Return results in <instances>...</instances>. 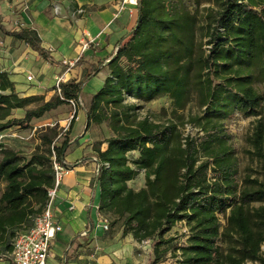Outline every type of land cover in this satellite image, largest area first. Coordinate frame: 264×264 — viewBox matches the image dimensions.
<instances>
[{
    "label": "trees",
    "instance_id": "trees-1",
    "mask_svg": "<svg viewBox=\"0 0 264 264\" xmlns=\"http://www.w3.org/2000/svg\"><path fill=\"white\" fill-rule=\"evenodd\" d=\"M208 2L202 18L192 0H137L135 24L116 43L107 60L109 76L96 93L84 90L104 62L80 58L73 70L81 68V77L62 83L60 91L53 87L58 94L48 102L44 96L21 97L0 65V137L75 101L85 113L86 131L106 124L113 134L89 155L101 165L99 212L112 219L111 230L120 226L123 237L154 242V264L163 263L172 248L182 251L181 264H264V0ZM2 30L50 60L37 30ZM126 96L144 102L169 97L178 109L196 96L202 112L191 124L197 135L184 136L173 120L142 118ZM40 102L23 118H11ZM235 114L261 117L248 139L261 177L240 175L226 126ZM51 132L41 138L48 148L30 159L0 145V246L8 253L48 205L53 157L68 167L64 158L72 138L65 135L55 145L57 133ZM132 153L138 157L130 163ZM141 173L145 187L134 190L129 182ZM180 222L187 225V241L171 245L166 235Z\"/></svg>",
    "mask_w": 264,
    "mask_h": 264
},
{
    "label": "crops",
    "instance_id": "crops-1",
    "mask_svg": "<svg viewBox=\"0 0 264 264\" xmlns=\"http://www.w3.org/2000/svg\"><path fill=\"white\" fill-rule=\"evenodd\" d=\"M58 1L15 0L16 4H19L22 8L19 17L24 23L21 24V29L32 28L37 30L43 41V47L48 52L49 50L54 51V53L49 52L51 58L45 65L47 71L54 72L53 81L55 78L62 76L65 70L63 66L53 65V62L50 63V61L55 60L54 55H59L62 59L66 58V56L59 54L58 49H55V43H61L65 40V35L71 33L74 38L70 43V49L73 51V55L70 57L76 59L80 54V50H76L78 42L88 40L89 36L93 38L94 42L91 44V48L84 52L80 58H83L86 64L104 62V68L92 80V83L94 82L93 90L96 93L103 87L105 79L109 76L107 65L110 61L107 60L114 52L116 43L123 36L130 33L135 24L137 6L126 4V9L118 14V8L123 0H61L63 1L62 5H56L60 7L62 17H56L50 10V6ZM70 3L74 4V8L75 6L80 7L81 11L86 13L78 16L73 21L74 26H72V16L70 15L71 6L68 5ZM61 18H69V20L65 23L60 21ZM2 29L7 31L21 30H10L5 26L1 28L3 32ZM1 31L0 46H5L7 52L11 49L15 51L17 62L11 71V79L16 84L17 92H21L20 96L23 98L45 96V101H50L55 91L48 93L47 96L44 87L31 88L30 86L35 84L36 78L33 75V81L29 82L27 80V76L32 74H30L31 72L28 71L27 67L23 66L22 62L25 56H31L37 59L38 62L43 61L40 55L26 43L5 36ZM90 52L92 53L85 57ZM0 62L1 64L3 62L1 58ZM24 73L27 74L26 80L23 78L24 82L20 83V78L25 75ZM81 73L82 70L79 78ZM69 75H67L66 81L70 80ZM77 119L78 121L75 122L72 128L75 136L72 138L64 158V162L71 170L64 176L53 203V212L62 227V231L57 234L52 243L51 254L46 264H144L135 257V249L137 247L147 249L151 246L150 241L138 243L132 236L123 237L122 231L112 233L108 232L109 230L105 231L102 227V215L99 212L100 192L97 188L99 165L94 160L96 159L95 156H86L87 158H85L86 151L93 152V140L87 141L80 148L74 149L86 124V116L82 110L78 112ZM106 148L107 144H104L102 150H106ZM84 158L86 161H83ZM94 210H96V222L100 223L97 226L93 219ZM83 245L87 246L83 248ZM73 248L75 249V255L68 259L67 257L72 255L70 250ZM50 259L55 260L51 263ZM4 264L10 263L6 262ZM12 264L14 263L12 262Z\"/></svg>",
    "mask_w": 264,
    "mask_h": 264
},
{
    "label": "rangeland",
    "instance_id": "rangeland-1",
    "mask_svg": "<svg viewBox=\"0 0 264 264\" xmlns=\"http://www.w3.org/2000/svg\"><path fill=\"white\" fill-rule=\"evenodd\" d=\"M62 2L63 1L59 0L57 3H54V5L50 6L51 7L50 10L55 14L56 17H59V16L62 17V14L60 13V10H61L60 7L56 5V4L62 5ZM192 2L197 3L196 7L202 18L207 15L208 13L207 9L212 6V4L208 2V0H192ZM68 5L71 6L70 15L72 16V20H71L72 26H74L75 23H73V21H75V19L78 16H82L85 13V11L80 12L82 9L76 6L74 8L73 3H70ZM21 11H22V8L19 6V4H16L15 0H0V31H1V28H4V26L10 30L21 29L22 28L21 24L24 23L22 19L19 17L21 15L20 13ZM68 20L69 18L60 19L61 22H65V23L68 22ZM73 38L74 37L71 36V33H70V35L69 34L65 35V40L61 42L62 44L59 42L55 43V49H58L59 54L66 56V58L62 59V57H60L59 55H56V56L54 55L53 58H55V60H51L50 63L53 62L52 63L53 65H57L59 67L63 66L65 70V66L63 64L64 60L70 61V60L80 59L81 55L84 53L82 52L84 43L82 41L78 42V44L76 45V50L79 49L80 54L76 59L74 58L71 59L70 56L73 55V51L70 49L71 48L70 43L72 42ZM85 42H88V40H85ZM77 46H79V48H77ZM208 48L209 47L205 46V49H208ZM6 50L7 48H5V46H2V45L0 46V58L3 60L2 64L0 62V65H1V69L4 71H7L11 76V71L16 66L15 63L17 62V60L15 58L14 49H11L9 52H7ZM49 52L54 53V51L52 50H49ZM91 53L92 52L86 54L85 57L89 56ZM40 58L42 57L40 56ZM42 60L43 61L38 62L37 59L31 56H25L22 62H23V66L27 67L28 71L31 72L30 74H32V76L34 75V77L36 78L35 84L31 85L30 87L33 88V87L42 86L45 88L47 96H48V93L55 91V90H52V88L56 87L57 78L54 79L55 81L54 82L53 81L54 72L50 70L47 71L46 70L47 67H45L46 62H49V61H46L43 58ZM80 71H81L80 68H76V70H73L71 74L69 75L70 79L79 78ZM26 76L27 74H25L24 76L20 78V83L24 82L23 78L26 80ZM92 80L85 87V90H84L85 93L95 92L93 90L94 82L92 83ZM18 93L20 95L21 92L18 91ZM57 94L58 92L55 91V94L54 96L51 97V100H54ZM126 98H127L128 103L136 105L137 113L142 118L149 117L152 120L161 121V122H168V121L173 120V121L180 123L181 131L183 132L184 136L187 137V136L197 135L198 129L194 127V125L191 124L192 119L201 115V112H202V109H200L198 105V100L196 99V96H193L190 99V101L187 103L186 107L183 109H178L174 107L173 100L170 99L169 97H163V98L154 100L152 102H144L141 100H136L129 96H126ZM44 102H46L45 96H44ZM44 102L31 104L23 110H15L11 118H23L27 110L36 109L39 106H41ZM76 110H78L79 112L81 109L79 107H75L71 103L66 104V105L60 106L59 108L47 113L41 119L33 120L28 128L13 127L11 129H8L1 135L3 137L0 138V145H4L7 148L15 149L21 152L23 156L30 159L33 153H35L37 150L45 151L48 148L47 145L43 144L41 138L44 135L52 136L51 130H54L57 133V136L53 139V142L55 145L62 144V142L65 139L64 137L65 135H67L70 138H73L75 136L73 134V129L70 126H71L72 119H73V116L75 115ZM77 116H78V113H77ZM260 118L261 117L245 118L241 115L235 114L232 117V119L227 121V124H226L228 132L232 135V143L235 147L236 155L239 159V170H240V175L242 178L246 176H250V175H252L253 178L261 177L260 165L257 162V160L254 159L252 155L250 154L251 147L248 141L249 137L252 134L256 121ZM77 121L78 119H76V122ZM111 136H113V134L106 124L99 125V126L94 125L88 131H86L84 128L79 135L80 137L79 141L78 143H76V146L74 147V149L80 148L81 145H83L87 141L93 140V144H92V151H93L98 148L96 144L97 142L104 141ZM91 153H92L91 151H86L85 157L89 156ZM136 157H138L137 153L130 154L129 162L131 163L133 160L136 159ZM129 186L133 188L134 190H140L141 188L145 187L144 173H141L140 175H138V177L135 180L129 182ZM4 189H5V184H1L0 185V199L2 197ZM97 201H98V195H97ZM93 219H94V222H96V210L93 211ZM108 219L111 225L112 219L111 218H108ZM97 224L98 223L96 222V226ZM117 231H121L120 226H118L117 228L113 230H111V226H110L108 232L114 233ZM188 232L189 231H188L186 223L180 222L177 224L175 228H173V230L170 233L166 235V237L173 241L171 245H180L181 243H186L187 241L186 237L188 236ZM156 241L157 239L155 240V242ZM84 246H87V245H83V248ZM166 247L167 245H163L161 249H164ZM6 251L7 249L5 247L0 246V264H4L6 262L12 264L13 262L9 253ZM74 251H75L74 248L70 250V254L72 255L67 257L68 259H70V257L72 258V256L75 255ZM134 255L136 258L139 259L141 263L154 264L155 257H156L155 256V243L151 242V246H149L147 249H144L142 247H137L135 249ZM182 259H183L182 251L175 250L174 248H172L168 251V253L166 254L164 258L163 263L161 264H181ZM53 260L55 259H52L50 262L53 263Z\"/></svg>",
    "mask_w": 264,
    "mask_h": 264
},
{
    "label": "built area",
    "instance_id": "built-area-1",
    "mask_svg": "<svg viewBox=\"0 0 264 264\" xmlns=\"http://www.w3.org/2000/svg\"><path fill=\"white\" fill-rule=\"evenodd\" d=\"M126 4L137 6V0H123L118 8V14L126 9ZM82 12V11H80ZM94 39L89 36L88 42H83L82 52L89 50ZM78 60H64L65 71L62 76L57 78L56 87L60 91V85L66 82V77L75 68ZM29 82L34 80L32 75L27 76ZM71 104L76 107V102L71 101ZM1 136L0 138H2ZM98 165V174L100 169V162L94 159ZM53 167L55 172V182L52 189L49 190V202L42 215H40L34 227L20 232L13 241V249L9 253L14 264H46L51 254L52 243L56 239L57 234L62 231L60 223L56 220L53 212V203L57 196V192L62 185L63 178L70 172V168L62 165L53 157ZM101 224L105 231L110 228V221L107 217L101 218ZM85 235V234H84ZM262 254H264V244L262 246ZM248 264H258L249 262Z\"/></svg>",
    "mask_w": 264,
    "mask_h": 264
},
{
    "label": "water",
    "instance_id": "water-1",
    "mask_svg": "<svg viewBox=\"0 0 264 264\" xmlns=\"http://www.w3.org/2000/svg\"><path fill=\"white\" fill-rule=\"evenodd\" d=\"M100 170V169H99Z\"/></svg>",
    "mask_w": 264,
    "mask_h": 264
}]
</instances>
